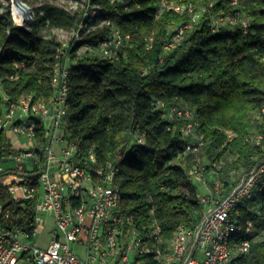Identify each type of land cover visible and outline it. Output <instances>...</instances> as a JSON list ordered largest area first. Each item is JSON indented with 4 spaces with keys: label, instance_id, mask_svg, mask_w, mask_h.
<instances>
[{
    "label": "trees",
    "instance_id": "trees-1",
    "mask_svg": "<svg viewBox=\"0 0 264 264\" xmlns=\"http://www.w3.org/2000/svg\"><path fill=\"white\" fill-rule=\"evenodd\" d=\"M91 1L100 7L95 27L77 41L70 40L66 51L71 57L67 138L75 143L78 159L93 146L97 164L111 161L119 166L115 180L121 210L132 214L134 225L144 232L155 220L166 245L177 227L197 224L204 205L187 172L194 155L186 150L189 137L181 130L184 121L168 120L157 102L193 109L196 131L204 141L200 156L207 173L218 175L224 187H232L243 172L262 163L264 0H238L236 5L231 0ZM0 5L4 8L0 70H19L16 79H1L2 88L11 99L23 92L49 99L55 52L61 42L55 33L44 35L42 26L72 31L82 11L43 2L33 18L19 26L13 23L8 4ZM174 5L184 8L177 11ZM227 15L235 22L212 30L213 18ZM239 18L246 20L245 27ZM106 21L122 35L118 58H102L89 49L78 52L85 45L97 48L106 39ZM180 29L178 40L165 47ZM1 106L0 97V113ZM135 136H142L143 142H135ZM14 152L0 131V158ZM239 210V222L264 223V189L255 191L249 205ZM33 212L32 201L13 198L0 183L3 227L24 223ZM234 260L264 264V240L252 241L248 253Z\"/></svg>",
    "mask_w": 264,
    "mask_h": 264
},
{
    "label": "built area",
    "instance_id": "built-area-1",
    "mask_svg": "<svg viewBox=\"0 0 264 264\" xmlns=\"http://www.w3.org/2000/svg\"><path fill=\"white\" fill-rule=\"evenodd\" d=\"M231 2L236 5L238 0ZM68 4L72 10L80 9L82 18L76 29L68 31V40L60 38L66 31L59 29L61 43L55 52L49 99L34 92L11 99L1 79H16L19 70H0V131L15 150L0 158V183L13 198L32 201L34 211L26 222L8 228L0 220V264H236L234 258L248 253L252 241L264 240V223L250 219L239 222L237 218L240 207L249 205L255 191L264 189V161L243 172L230 188L224 187L216 174L210 183L200 156L204 141L196 131L193 109L158 101L168 120L184 121L181 130L189 137L186 150L194 155L188 172L198 186L197 198L204 209L194 227H177L166 245H162L155 220H150L145 232L136 227L132 214L121 210L115 180L119 166L111 161L97 164L93 146L78 159L75 143L67 138L71 57L66 51L70 40L77 41L95 27L93 21L100 9L91 0H68ZM8 6L15 25L25 26L33 18L31 7L23 0H11ZM171 7L177 11L184 8ZM235 20L230 15L213 18L212 30ZM238 20L246 26L244 18ZM103 23L109 27L106 39L97 48L85 45L78 52L89 49L102 58L116 60L122 35L110 21ZM180 33L181 29L165 47L172 46ZM134 141L142 143L143 137L135 136ZM46 225L50 228L47 237H42Z\"/></svg>",
    "mask_w": 264,
    "mask_h": 264
},
{
    "label": "rangeland",
    "instance_id": "rangeland-1",
    "mask_svg": "<svg viewBox=\"0 0 264 264\" xmlns=\"http://www.w3.org/2000/svg\"><path fill=\"white\" fill-rule=\"evenodd\" d=\"M10 1L11 0H0V4L2 3V4H10ZM23 1H25L30 7H31V9H32V11H33V13L35 14V8L37 7V6H39V5H41L43 2H49V3H52V4H54V5H57V6H60V7H64V8H66L67 10H69L70 12H72L71 10V6L68 4V0H23ZM4 10V8L0 5V13L2 12ZM55 33L57 36H59V34L62 32V31H59V29H49V28H46L45 26H42V33L44 34V35H49V33ZM64 34H63V36L62 37H60L61 39H63V40H68L69 39V32L68 31H66V32H63ZM175 162L176 163H178V164H180V165H182V166H184V164L181 162V161H179V160H175ZM5 164H7V163H5ZM187 172H188V170H187ZM206 178L207 179H210L211 178V176L209 175V174H207V176H206ZM231 179H233V177H230ZM50 227H45V229L42 231V234H41V236L42 237H44V236H46L47 237V231H48V229H49ZM40 243L43 245V244H45V241H44V239H42L41 241H40ZM19 264H26L25 262H19Z\"/></svg>",
    "mask_w": 264,
    "mask_h": 264
},
{
    "label": "bare ground",
    "instance_id": "bare-ground-1",
    "mask_svg": "<svg viewBox=\"0 0 264 264\" xmlns=\"http://www.w3.org/2000/svg\"><path fill=\"white\" fill-rule=\"evenodd\" d=\"M15 17H16V19H17L18 21L21 20V15H20V13L16 12V13H15Z\"/></svg>",
    "mask_w": 264,
    "mask_h": 264
},
{
    "label": "crops",
    "instance_id": "crops-1",
    "mask_svg": "<svg viewBox=\"0 0 264 264\" xmlns=\"http://www.w3.org/2000/svg\"><path fill=\"white\" fill-rule=\"evenodd\" d=\"M4 135H5V134H4ZM45 227H50V225H48V226L46 225Z\"/></svg>",
    "mask_w": 264,
    "mask_h": 264
},
{
    "label": "water",
    "instance_id": "water-1",
    "mask_svg": "<svg viewBox=\"0 0 264 264\" xmlns=\"http://www.w3.org/2000/svg\"><path fill=\"white\" fill-rule=\"evenodd\" d=\"M21 1V0H20Z\"/></svg>",
    "mask_w": 264,
    "mask_h": 264
}]
</instances>
